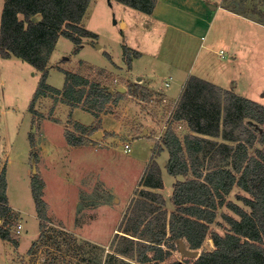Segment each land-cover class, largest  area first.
Returning <instances> with one entry per match:
<instances>
[{
	"label": "rangeland",
	"instance_id": "obj_1",
	"mask_svg": "<svg viewBox=\"0 0 264 264\" xmlns=\"http://www.w3.org/2000/svg\"><path fill=\"white\" fill-rule=\"evenodd\" d=\"M178 2L172 12L164 13L165 19L161 21L115 0H90L81 24L96 37H80L79 48L74 52V42L60 36L47 69L49 85L60 89L64 70L81 72L109 85L112 77L99 75L95 66L110 68L114 64L123 67L130 64L132 76H141L152 86L166 91L168 97L162 95L163 102V97L156 92L150 100H125L132 106L128 112L132 121L123 109L118 112L117 105L114 115L110 116L114 130H103L101 120H95L92 128L97 127L94 132L98 135L82 132L85 140L79 146L68 145L65 134L68 131L82 134L76 128L74 115L88 120L90 112L82 108L83 111L79 109L73 115L72 109L71 115L69 106L54 94L38 97L33 107L35 112H31L28 106L41 72L19 57L0 56V171L5 167L6 194L11 207L8 222L11 239H0V264L126 262L114 251L121 244L115 229L128 206L125 198L150 157L149 147H154L153 142L158 143L167 129H173L180 136L188 130L185 123L169 115L174 111L178 101L174 100L189 66L194 75L203 65V79L207 81L226 84L229 76L227 89L234 90L232 84L239 94L264 102V24L259 22L264 18V0ZM2 3L0 0V12ZM230 10L240 12L255 23L236 18ZM190 16L198 20L193 28L188 25L192 22ZM124 49H127L126 56ZM137 50L142 56L134 59ZM105 52L111 56L110 60ZM169 76L172 79L168 88L164 81ZM144 107L154 111V117ZM139 113L149 114L148 127L154 138L131 136L134 133L131 123L134 125L133 122L141 119ZM135 128L140 130L139 126ZM126 140H131V150L125 154L122 147L129 143ZM33 174L44 183L42 198L48 217L44 235H40L31 193ZM165 178L163 191L170 194V177ZM239 192L243 193L234 187L226 197L236 201L234 195ZM220 213L233 214L225 207L220 208L216 217L219 223H224ZM210 228L223 233L216 223ZM211 248L208 242H203V249ZM164 249L168 252L166 261L192 260L181 255L178 244ZM155 262L158 260L152 257L150 264Z\"/></svg>",
	"mask_w": 264,
	"mask_h": 264
},
{
	"label": "trees",
	"instance_id": "obj_2",
	"mask_svg": "<svg viewBox=\"0 0 264 264\" xmlns=\"http://www.w3.org/2000/svg\"><path fill=\"white\" fill-rule=\"evenodd\" d=\"M115 1L147 14L153 12L157 2ZM89 2L3 0L0 56L19 57L41 72L28 106L31 112H35L33 107L38 97L54 94L61 102L72 107L81 106L98 116L107 102H117L125 95L120 91L109 93L98 82L65 70L61 89L46 83L47 64L60 36L74 42V52L79 48L80 37H96L81 24ZM253 10L255 12L256 8ZM33 17L37 19L33 20ZM259 22L264 24V18ZM124 50L127 54V49ZM180 119L186 121L191 131L220 137L223 141L187 133L182 143L173 129L164 132L161 141L169 153L167 171L173 175L192 173V177L174 184L172 202L175 211L169 216L167 237H182L192 249L199 248L207 235L212 238L215 247L200 250L190 264H264V105L192 75L187 79L173 111V120ZM76 127L85 134H91L97 128L80 124ZM65 135L71 145H81L85 140L83 135L74 131ZM154 170L158 172L159 168L153 161L150 175ZM43 185L39 176L33 174L30 186L40 235L45 234L48 220L46 203L42 198ZM234 187L243 192L234 195L241 205L226 197ZM6 190V170L3 167L0 171V239L10 240L8 222L11 207ZM143 193L163 203L160 195ZM221 207L233 213H220L224 223L216 221V212ZM126 212V222L132 228L130 235L136 238L119 234L121 244L115 247V253L135 259L138 264H150L152 257L159 262L164 261L168 252H163L158 244L166 234V208L135 198L129 202ZM144 220L148 226L145 224L138 231ZM213 223L221 226L223 233L212 230L210 224ZM150 225L161 226L147 231L152 227ZM165 264L188 263L175 259Z\"/></svg>",
	"mask_w": 264,
	"mask_h": 264
},
{
	"label": "crops",
	"instance_id": "obj_3",
	"mask_svg": "<svg viewBox=\"0 0 264 264\" xmlns=\"http://www.w3.org/2000/svg\"><path fill=\"white\" fill-rule=\"evenodd\" d=\"M177 2H178V0H157V2L155 4V7H154V10H153V12L150 15L154 19L161 20L162 21L163 19H165V16H164L165 14L164 13H166L167 11H171L172 12L173 8L176 7ZM205 6H208V5L206 4ZM210 8L217 9L216 6L210 7ZM161 9H163V11ZM1 10H2V7H1ZM230 12H232L233 15H236V18L242 19V20L247 21V22H251L252 21V22L255 23L254 20H252V19H250L248 17H245V16H243V15H241V14H239V13L233 11V10H230ZM173 13H175V12H173ZM0 14H1V12H0ZM190 17L192 19H189V20H192V22H188V25H189L190 28H193L194 26H197L198 25V20H197L196 17H192V16H190ZM124 25H125V23H122V26H124ZM201 37H203V36H201ZM59 38H58V40H59ZM58 40H57V42H58ZM95 46L96 47H100V45H98V44H95ZM135 52H137L138 54H136ZM135 52H134V55H133V58L134 59L135 58H138V57L140 58L142 56V52L141 51H138L137 50ZM52 53H53V51H52ZM52 53H51V55H52ZM105 54L107 55L108 59L110 60V57L111 56L108 53H106V52H105ZM126 55L127 54H125V56ZM50 58H51V56H50ZM50 58H49V61H48V64H47V69L49 68ZM80 63H82V62H80ZM128 65L126 67H123V66H119V65L114 64V67H110V68H108V67H98V66H95L96 68H98V69H96V72L99 75H101L103 77H105L106 75L112 77V79H110V81H109V83H110L109 85H104V83L101 84L98 81H96L95 79H92L89 76L84 75L81 72L70 71V72L77 73V74H79L81 76H85V77L89 78L90 80H94V81L98 82L100 84V86L102 88H105L109 93H114L115 91H120L122 93H125V95L121 99H119L117 102H111V101L110 102H107L106 104H108V106H106V104H105L104 105V108L100 112H98V116H95V115H93L90 112L91 118L88 119V120H81L80 118H78L77 116L74 115V113L77 112V110L79 111V109H81L83 111V109L81 108V106L72 107L69 104L62 102V103L67 104L69 106V108H70V111H69L70 114H71V110L74 109L73 112H72V114L74 115V119L76 120V123L77 124H80V125H83V126H87L89 128H92V125H93L92 123L95 120H98V121L101 120L100 123L103 126V130L112 131V130H114V128L112 127V123L110 122L112 120V118L110 116H111V114L114 115L113 112H115L117 110V108H118V107H116L117 105L120 106V108H118L119 109L118 112H122V109H123V113L125 112L126 113V116L130 117L128 115V112L129 111H132V106L129 104L130 101H125V100H133V99L143 100V101H146L147 99L150 100V98L153 95H155L156 92H159L161 97L166 96V98L168 99L167 92L166 91L161 90L159 87L157 88L155 86H152V83H149V81H144L141 76H136L137 78L135 76H132V74H131L132 68H131L130 64H128ZM91 66H94V65H91ZM196 71L198 73H200L202 76L199 75L198 73L194 74V76L203 79V65L198 70H196ZM185 72H186V76H185L186 79L181 84L179 94L176 97V99L174 100V102H176L179 99V96L182 93V90L184 88V85H185L187 79L190 76H192V74L190 72V66L185 70ZM171 79H172V76H169V79H166L164 81L165 86L168 87V88H169ZM228 79H229V76L227 78L226 84H223L222 82H219V81H217V82H211V81H209V82H211L212 84H215V85L219 86L222 89H227ZM166 82L168 84H166ZM236 85L239 86L238 83ZM230 86L234 88V90H231L234 93H236V94H238L240 96H244L247 99H250V100H252L254 102H257L259 104L264 105V102L257 101L253 97H249L247 95H241V93L239 94L236 91V86H232V84ZM160 104H163V103H160ZM145 108L146 107H144L143 109H145ZM146 109L149 112V109L148 108H146ZM84 111H86V110H84ZM133 112H134V110H133ZM149 113H150L151 116L154 117V114H153V113H155L154 111H150ZM138 117L139 118L141 117V119H140L141 121L140 120H138V121L136 120L135 122H133L134 125H132V123L130 122L131 123V126H132V127L130 126L131 127L130 129H132V131H134V133L131 134V136L134 139L135 138H137V139H145V138L152 139V138H154V137H152L151 128L148 127L150 125L149 124L150 123L149 114L143 113V114L138 115ZM129 119H130V121H132L133 118L130 117ZM175 121H177V122H180L181 121V122L185 123L186 128H188V130L187 131H184V134H182L181 136L178 134V136H179V138H180V140H181L182 143H183V136L185 134H187V133L193 134V135H196V136H199V137L205 136V137H207L209 139H212V140H214L215 138L221 139V140H219V142L220 141H223L222 138H220V137H211V136L203 135V133L191 131L190 128L188 127L186 121L184 119L175 120ZM54 122L56 123V121H54ZM117 124H118V122H116L115 126ZM137 126L140 127V130L139 129L137 130V128H135ZM77 130H80L81 131L82 129L77 128ZM80 131H78L77 133H80ZM82 132L83 131H81V133ZM83 134L84 133L79 134V135H83ZM91 134H90V136L93 135V134L92 135ZM144 134H146V135L144 136ZM95 135H98V133L96 132ZM161 139L162 138H160V140H158V143H156V144H155V142H153L154 147H149L151 149L150 157H149L148 160L145 161L144 168H142V170L140 171V173L137 176V179L134 181V186H133V188H131V190L129 192V196L127 195V197L125 198V202L127 201L128 204H129V202L131 200L135 199V198L136 199H143L144 201H146L147 203H150L153 206L155 205V206H161L162 208H166V210H167V214H166V224H165V232H166V234H165V237L163 238V240H161V242L158 244V246L164 252L165 251L164 248H173L174 244H176V246H177L179 239L183 242V244L185 246L187 244V242L185 241V239L182 238V237L175 238V239H169L167 237L168 234H169L168 220H169L170 213L173 212V211H175V205L172 202V194H173L174 184L177 181H183V180H185L188 177H192V173L191 172H188L187 175H182V174L173 175V174H170L167 171L166 165H167V160L169 158V153H168V150L166 149V147L163 145ZM126 141L129 142V144L131 146V140H126ZM66 143H67V141H66ZM67 144L70 145V146H79V145H71L69 143H67ZM122 150L126 154V153H129L131 149L128 150V151H125L124 146H123L122 147ZM109 152L106 153V156L109 155ZM143 157H146V154H144ZM153 161L157 164V166L159 168V171L157 172V171L154 170V172L150 175L149 171H150L151 163ZM200 170L203 171V166L200 167ZM168 175L170 177L169 180H170V184H171V193L170 194L169 193H165L163 191L164 182L166 181L165 180L166 179L165 177H167ZM200 179L202 180V178H200ZM149 180H150V182L147 183L146 181H149ZM143 192H151V193H155V194L160 195L161 198L163 199V203L161 201H159V199H157L156 197L150 196V195H148L146 193H143ZM114 200L120 201V199L118 197H114ZM218 210H220V208H218ZM218 210H217L216 214H218ZM126 217H127V212H126V209H125V211L122 214L121 220H120L117 228L115 229L116 230L115 233L122 234V235H128L129 237H133V236L130 235V233L132 232V228H131V226L128 225V222H126ZM191 217H195V216H191ZM145 224H146V226H148V224L146 223V220H144V222L142 224H140V226L138 227V231L141 230L142 228H144V225ZM150 226H152V227H148V230L147 231H154L155 229L160 228L158 226H161V225H157V226L150 225ZM210 226H211V224H210ZM133 238H136V237H133ZM204 241L208 242L209 247H212L211 249H213L215 247L214 246V243L212 241V238H210L209 235H207L205 237ZM146 242H149V241H146ZM203 242H202V244H201V246L199 248H196V249H193V250H198L200 252V250L203 249ZM187 248L192 249L189 246ZM120 257L124 258L125 261H126V262H123V264H138V261H135V259H132L131 260V259L125 258L123 256H120ZM196 257H193L192 260L195 259ZM166 259L164 261H161L162 264L163 263L165 264ZM182 259H184V258H182ZM185 260H188V259H185ZM185 260H180V261H183V262L188 263V264H190L191 261H192V260H190L189 261L190 263H189L188 261H185ZM156 264H160V262L158 261V263H156Z\"/></svg>",
	"mask_w": 264,
	"mask_h": 264
},
{
	"label": "water",
	"instance_id": "obj_4",
	"mask_svg": "<svg viewBox=\"0 0 264 264\" xmlns=\"http://www.w3.org/2000/svg\"><path fill=\"white\" fill-rule=\"evenodd\" d=\"M36 19H37L36 17H33V20H36ZM178 248L182 256L189 257V258L196 257L199 253L198 250H193V249H189L185 247V245L180 239L178 240Z\"/></svg>",
	"mask_w": 264,
	"mask_h": 264
},
{
	"label": "built area",
	"instance_id": "obj_5",
	"mask_svg": "<svg viewBox=\"0 0 264 264\" xmlns=\"http://www.w3.org/2000/svg\"><path fill=\"white\" fill-rule=\"evenodd\" d=\"M220 53H222V50H220ZM166 84H168V83L166 82ZM162 101L165 102V98H163ZM169 116H171L172 119H173V112H172V111H170V115H169ZM124 149H125V151L130 150V144H129V143H125V144H124ZM20 226H21V225L19 224L17 227L19 228ZM152 264H156V263H152Z\"/></svg>",
	"mask_w": 264,
	"mask_h": 264
}]
</instances>
